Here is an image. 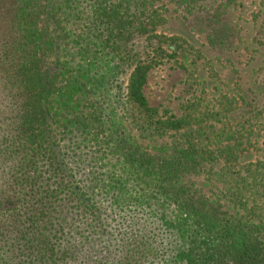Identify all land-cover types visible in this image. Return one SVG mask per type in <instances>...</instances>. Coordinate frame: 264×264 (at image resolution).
<instances>
[{
	"label": "trees",
	"instance_id": "16d2710c",
	"mask_svg": "<svg viewBox=\"0 0 264 264\" xmlns=\"http://www.w3.org/2000/svg\"><path fill=\"white\" fill-rule=\"evenodd\" d=\"M164 1L0 0V264H264V160L242 170L233 100L178 118L145 94L169 4L208 0Z\"/></svg>",
	"mask_w": 264,
	"mask_h": 264
},
{
	"label": "rangeland",
	"instance_id": "374dc122",
	"mask_svg": "<svg viewBox=\"0 0 264 264\" xmlns=\"http://www.w3.org/2000/svg\"><path fill=\"white\" fill-rule=\"evenodd\" d=\"M166 1L162 4L168 5ZM169 7L164 13L167 24L160 29V34L173 39L171 47L165 46L166 53L156 56L153 48L146 51L142 39L135 43L143 59L146 52L156 56L145 88L150 106L178 118L210 116L233 100L229 122L236 131L241 130L238 136H243L242 141L252 146L241 152L245 157L242 170L251 162L264 160V0H208L193 14L175 10L171 4ZM215 28L232 38L211 45L209 36ZM120 78L127 80V73ZM119 116L126 130L143 144L123 104ZM199 180L216 195L215 184L224 187L223 183L210 181L209 176L202 175Z\"/></svg>",
	"mask_w": 264,
	"mask_h": 264
}]
</instances>
